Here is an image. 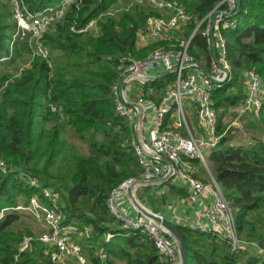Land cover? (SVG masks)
I'll list each match as a JSON object with an SVG mask.
<instances>
[{
    "label": "trees",
    "instance_id": "1",
    "mask_svg": "<svg viewBox=\"0 0 264 264\" xmlns=\"http://www.w3.org/2000/svg\"><path fill=\"white\" fill-rule=\"evenodd\" d=\"M31 12L53 6L60 0H22ZM221 0H183L191 20L183 28L186 39ZM128 0H82L72 6L65 18L43 35L41 43L49 53L48 61L33 56L27 40L14 44L11 58L0 63V158L12 171H0V264H14V255L24 233L22 216L33 196L43 198V188L58 198V212L63 225H74L81 233L75 236L87 264H167L152 241L139 232L121 228L110 213L107 199L112 190L140 173L132 142V130L115 112L111 87L119 72L121 57L145 58L160 45L138 50L136 33L149 17L169 15L140 5H133L98 22L100 33L78 35L71 25H85L111 6H126ZM235 28L223 31L227 46L229 77L212 91L217 113L218 131L229 108L243 99L244 73L255 71L264 88V0H240ZM16 28L10 0H0V58L9 55V44ZM202 23L193 35L188 54L208 70L212 52L203 34ZM170 75L145 84L147 99L158 102ZM50 105L56 108L50 112ZM254 120V121H252ZM247 130L253 137L246 145H230L227 137L210 151L212 175L231 207L238 236L246 242L264 247V97L258 117L249 119ZM71 132L86 147L82 154L64 135ZM189 166L197 164L188 160ZM199 163V162H198ZM202 173L205 170H201ZM36 179L33 188L20 174ZM192 176L201 181L197 174ZM169 184V183H168ZM169 195L184 196L174 186ZM137 199L146 201L157 211L150 187H141ZM147 196L148 199H145ZM143 203V202H142ZM31 216L32 214L29 213ZM33 217V216H32ZM186 249V264H264V256L249 251L233 253L217 235L193 232L174 225ZM108 235H112L107 239ZM46 246L32 241L31 247L18 256L16 264H58L51 260ZM106 254L105 261L99 259Z\"/></svg>",
    "mask_w": 264,
    "mask_h": 264
},
{
    "label": "built area",
    "instance_id": "2",
    "mask_svg": "<svg viewBox=\"0 0 264 264\" xmlns=\"http://www.w3.org/2000/svg\"><path fill=\"white\" fill-rule=\"evenodd\" d=\"M183 0H129L124 10L133 5H140L154 10L166 12V18L149 17L143 29L136 33V47L147 48L149 45L175 43L169 49L155 48L142 59H119L116 82L111 87L116 114L123 118L132 130V146L140 167V173L135 178H128L112 190L107 199L110 213L121 223V228L127 231L139 232L146 235L153 243L158 254L167 264H179L176 244L168 237L159 225L146 219L137 211V217L127 216L120 205L125 200L130 204L127 190L134 193L148 186L147 183L164 179L171 174L170 180L180 182L188 187L186 201L191 205L200 203L201 207L194 213L193 220L185 224L189 230L199 233L217 235L228 245L233 253L252 249L256 252L254 243L243 241L237 232L231 207L224 198L220 186L208 172V159L204 153L216 148L223 137L232 136L242 129V119L258 117L264 97L261 78L253 71L244 73L243 99L233 107V121L218 133L217 113L212 103V91L220 87L227 79L229 72L227 61V46L222 35L223 31L235 28L237 21L235 0H221L196 26L205 23L204 36L208 48L215 49L216 57H211L206 76L199 69L204 64L196 62L187 52L191 38L198 28L194 29L186 40L180 39L183 28L190 22L191 17L182 4ZM82 0H60L57 4L43 10L31 12L22 0H10L13 21L16 24L9 44V55L0 58V63L11 58L14 44L19 40H27L32 45L33 56L48 61L49 53L41 43L43 35L49 28L61 22L72 6L78 8ZM113 13H108L110 16ZM239 13V12H238ZM238 15V14H237ZM99 19H93L83 26L76 23L70 31L78 35L100 33ZM179 32V33H178ZM179 35V36H176ZM179 46V47H178ZM177 49H173L176 48ZM48 64L50 65L49 61ZM168 73L173 81L169 83L158 102L145 100L143 86L157 80L160 75ZM190 104L194 112L200 134L191 131L186 121V110L183 101ZM50 112H55L53 105ZM166 159L172 167L162 161ZM188 160L198 161L207 171L208 184L192 176V168ZM0 159V171H12ZM20 178L28 186L39 189L40 183L34 178L21 173ZM159 184V183H158ZM42 195L49 204L33 196L26 207L18 206L15 210L27 211L36 221L42 222L45 232L39 237H23L14 255V264L18 256L27 251L32 241H38L51 251L50 257L54 263L75 261L76 264H86L80 245L75 236L81 235L74 225H63V216L58 212L57 195L48 188H43ZM130 206H132L130 204ZM2 218V215H0ZM112 235H108L110 239ZM257 253V252H256ZM264 256V249L260 254ZM99 259L105 261L106 254L100 253Z\"/></svg>",
    "mask_w": 264,
    "mask_h": 264
},
{
    "label": "rangeland",
    "instance_id": "3",
    "mask_svg": "<svg viewBox=\"0 0 264 264\" xmlns=\"http://www.w3.org/2000/svg\"><path fill=\"white\" fill-rule=\"evenodd\" d=\"M128 3H129V0H128ZM128 3L126 4V5H128ZM126 6H124V7H120V8H115V6H111L106 12H104V13H102V14H100L97 18L99 19L98 21H99V23L101 22V20H102V18L103 17H106V16H110V14H108V13H113L114 11H116L114 14H116L117 12H119V11H122V10H124V8H125ZM180 37V39H183V40H186V38L184 37V35H180L179 36ZM157 45H160V44H157ZM172 45H177V42H175V43H167L166 45H161V46H158V48H160V49H169V48H172ZM179 47V46H178ZM178 47H176V48H173V49H177ZM137 48V47H136ZM157 48V47H156ZM138 49V48H137ZM138 50H140V49H138ZM120 59H127V60H129V59H136V58H134V57H132V56H130V57H121ZM144 92V91H143ZM146 94L144 93V98H145V100H150V99H147V97L145 96ZM153 101V100H152ZM188 101H186V100H184L183 101V106L185 107V108H187V106H188V108L187 109H189L190 108V106L188 105ZM232 109H233V107L232 108H229L228 109V111L230 110V114H228V115H225V117H223V119H222V128H220L219 129V131H218V133L219 132H221L222 131V129L223 128H225L227 125H229L232 121H233V115H232ZM229 113V112H228ZM193 115H194V113H193ZM195 117V116H194ZM186 121H187V125H188V127H189V129H191V131H195V130H197V131H200L199 130V128H198V125H197V122H196V117L195 118H191L190 119V117H186ZM252 121H254V120H252ZM241 125H242V129L241 130H237L232 136H229V142L230 143H232L234 146H238V145H246V144H248V142L250 141V139L254 136L253 135V132H251V131H248L247 130V121H242V123H241ZM196 128V129H195ZM245 128V129H244ZM64 137L66 138V140L68 141V142H70V143H72L73 145H75V147L82 153V154H87V150H86V147H85V145L77 138V137H75L71 132H69V131H67L66 132V134L64 135ZM232 144H230V145H232ZM204 156L205 157H207V152L206 153H204ZM1 159V158H0ZM2 160V159H1ZM3 161V160H2ZM4 162V165H6V167L7 168H12L13 169V167L12 166H9L5 161H3ZM209 166V165H208ZM203 169L205 170V172H207L206 171V169L203 167ZM202 169V170H203ZM208 172L212 175V170H211V167H208ZM205 175V179L202 181V182H204V183H206V184H208V183H210V182H208L209 181V179H208V177H207V173H205L204 174ZM212 177H213V175H212ZM156 196V198H159L160 196H161V194L159 193V194H156L155 195ZM135 197H136V194H135ZM144 197H145V199L144 200H146V199H148L147 198V196H145L144 195ZM136 199H137V197H136ZM138 200V199H137ZM139 201V200H138ZM139 202H141V204H142V206H144L146 209H148V210H150L149 209V207H148V203L146 202V201H143V199H142V201L140 200ZM143 202V203H142ZM162 203V201H161V199H158V201H157V203H156V208L158 209V210H161V209H163L165 206H169L170 204L171 205H173V203H172V198H171V195H166V201L164 202L165 204H161ZM24 214L25 215H23L22 216V221L24 222V224H22V226H21V228L22 229H25L26 227L27 228H29L30 229V231H31V233L33 234V235H27L26 233H24L23 235H22V237H21V239L23 238V237H26V236H29V237H32L33 239H35L36 237H39L42 233H44L45 232V227H44V225L42 224V222H39V221H36L35 219H34V217H32L29 213H26V212H24ZM0 215H2V217L4 216V210H1L0 211ZM252 243V242H251ZM255 244V243H254ZM255 247H256V252H254L252 249H249L248 251H249V253H252V252H254L255 253V255H257V256H260L259 254H260V251L262 250V249H264V247H260V246H258L257 244H255Z\"/></svg>",
    "mask_w": 264,
    "mask_h": 264
},
{
    "label": "crops",
    "instance_id": "4",
    "mask_svg": "<svg viewBox=\"0 0 264 264\" xmlns=\"http://www.w3.org/2000/svg\"><path fill=\"white\" fill-rule=\"evenodd\" d=\"M176 36H179V35L176 34ZM181 36H182V34H181ZM150 46H152V45H149L148 47H150ZM188 105L190 106L189 103H188ZM187 108H188V106H187ZM187 108H185L187 116L190 117V119L195 118L193 115L194 112L192 111V109L191 108L187 109ZM228 114H230V110L229 111L227 110V112L224 114V117H225V115H228ZM249 119H250L249 116H245L242 119V121H247V123H248ZM193 132H195V134H200V131H197V130H195ZM228 139H229V137H228ZM230 144H232V143H230ZM209 153H210V151L207 152V159L209 157ZM196 163L197 164H192V170L194 172V175L196 176V174H197L198 178L200 176H202V178L205 179L204 172L202 173V171H201L203 169V166L198 162H196ZM208 165H209L208 167L211 166V163L209 162V160H208ZM168 186H174L178 190L184 191L185 195L184 196H171L173 205L170 204L169 206H165L163 209L157 210L156 212L150 208L149 209L151 212H153L157 215H161L162 217L166 218L167 221H169L171 224L180 225V226L185 227L186 223H189L190 221L193 220L194 213L197 209H199L201 207V204L196 203V204L191 205L189 202H187L186 198H187V194H188V187L186 185L180 183V182H177V181H174V182L171 181L169 184L167 182L159 183V184H153V185H148L146 187H150L151 191L155 195L159 194V193L161 195H167V194L169 195V187ZM140 189L141 188H139L138 190H140ZM120 208L124 210V212L127 214V216L129 218L134 219L138 216L136 210L132 206H130V204L126 200L121 203ZM78 236L81 237V235H78ZM251 254L255 255L254 252H252ZM61 264H76V262L71 260V261H67L65 263H61Z\"/></svg>",
    "mask_w": 264,
    "mask_h": 264
},
{
    "label": "water",
    "instance_id": "5",
    "mask_svg": "<svg viewBox=\"0 0 264 264\" xmlns=\"http://www.w3.org/2000/svg\"><path fill=\"white\" fill-rule=\"evenodd\" d=\"M235 3H236V11H235V14L233 15V17L237 16V14H238V12L240 10V0H235ZM212 53H213V57L215 58L216 54H215L214 47L212 48ZM199 69L206 76H209L207 71H205L204 68H202L200 66ZM224 72H225V76H226L225 79H228L229 72L227 70H224ZM167 75H168V73H164V74L160 75L159 77H157V80L163 79V78L167 77ZM162 161L172 167V164L170 162H168L166 159H162ZM170 177H171V174L166 176L164 179H161V180H158V181H153L151 183H147V185H153V184L167 182V181L170 180ZM127 194H128V198H129L130 204L132 205V207L139 214H141L146 219L151 220L152 222H154L157 225H159L162 229H164V231L166 232V237L170 238L177 246L178 256H179V260H180L179 264H186V249H185V245H184V242H183L182 238L180 237V235L176 231L174 225L171 224L169 221H167V219L162 217L161 215H157V214L151 212L150 210L146 209L144 206H142V204L135 197V193H134L133 187L129 188L127 190Z\"/></svg>",
    "mask_w": 264,
    "mask_h": 264
}]
</instances>
